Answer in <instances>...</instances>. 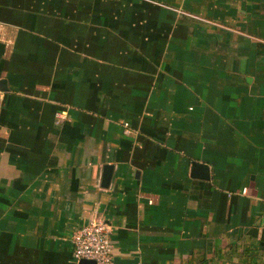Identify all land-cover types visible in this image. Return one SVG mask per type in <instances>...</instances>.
<instances>
[{
    "label": "crops",
    "instance_id": "crops-1",
    "mask_svg": "<svg viewBox=\"0 0 264 264\" xmlns=\"http://www.w3.org/2000/svg\"><path fill=\"white\" fill-rule=\"evenodd\" d=\"M0 79V264H264V0H0Z\"/></svg>",
    "mask_w": 264,
    "mask_h": 264
},
{
    "label": "built area",
    "instance_id": "built-area-1",
    "mask_svg": "<svg viewBox=\"0 0 264 264\" xmlns=\"http://www.w3.org/2000/svg\"><path fill=\"white\" fill-rule=\"evenodd\" d=\"M55 119L60 122L65 119V112H56ZM127 126V123H125ZM243 188L241 193H245ZM264 217V199H263ZM111 226L104 219L92 217L87 223L78 227L72 233L73 257L92 259L95 264H116L112 254Z\"/></svg>",
    "mask_w": 264,
    "mask_h": 264
},
{
    "label": "water",
    "instance_id": "water-1",
    "mask_svg": "<svg viewBox=\"0 0 264 264\" xmlns=\"http://www.w3.org/2000/svg\"><path fill=\"white\" fill-rule=\"evenodd\" d=\"M7 89V86H6V80L5 79H0V90H6ZM194 164H197V163H194ZM110 169H111V165H106L105 166V170H104V173H103V184H106L107 182V179L109 178L111 172H110ZM114 261L116 264H121L119 262V259H117V257H114ZM77 264H95V261L92 260V259H80Z\"/></svg>",
    "mask_w": 264,
    "mask_h": 264
},
{
    "label": "rangeland",
    "instance_id": "rangeland-1",
    "mask_svg": "<svg viewBox=\"0 0 264 264\" xmlns=\"http://www.w3.org/2000/svg\"><path fill=\"white\" fill-rule=\"evenodd\" d=\"M143 8V7H142ZM148 11V10H147Z\"/></svg>",
    "mask_w": 264,
    "mask_h": 264
}]
</instances>
